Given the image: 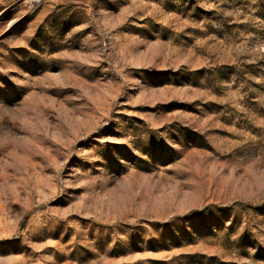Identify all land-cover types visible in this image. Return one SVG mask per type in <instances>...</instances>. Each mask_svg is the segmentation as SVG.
<instances>
[{"label":"rangeland","instance_id":"1","mask_svg":"<svg viewBox=\"0 0 264 264\" xmlns=\"http://www.w3.org/2000/svg\"><path fill=\"white\" fill-rule=\"evenodd\" d=\"M0 264H264V0H0Z\"/></svg>","mask_w":264,"mask_h":264}]
</instances>
